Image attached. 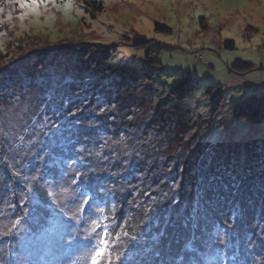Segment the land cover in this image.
<instances>
[{
    "label": "trees",
    "instance_id": "16d2710c",
    "mask_svg": "<svg viewBox=\"0 0 264 264\" xmlns=\"http://www.w3.org/2000/svg\"><path fill=\"white\" fill-rule=\"evenodd\" d=\"M82 1L92 19L104 10L101 0ZM113 46L78 41L53 53L51 63L69 69L56 89L63 102L54 114L36 110L41 94L24 108L23 125H8L0 114V264H32L24 254L30 235L98 207L104 209L99 224L110 233L113 264H264V138L181 144L159 133L155 115L138 124L128 99L137 86L105 64ZM226 46L234 47L233 41ZM154 52L148 49V58ZM33 60L17 59L14 70L23 77V62ZM252 68L240 59L231 66ZM198 82L185 80L172 94L182 101ZM235 115L264 121V91L238 102ZM139 131L143 137L135 140ZM21 231L26 235L20 237ZM119 251L124 255L115 261Z\"/></svg>",
    "mask_w": 264,
    "mask_h": 264
},
{
    "label": "rangeland",
    "instance_id": "374dc122",
    "mask_svg": "<svg viewBox=\"0 0 264 264\" xmlns=\"http://www.w3.org/2000/svg\"><path fill=\"white\" fill-rule=\"evenodd\" d=\"M101 1L104 10L95 19L86 14L82 0H55V4L48 0L47 7L38 9V16L29 13L21 20L16 0H0V51L9 48L6 54L0 52V114L7 117L8 125L25 123L24 108L38 94L43 100L36 110L45 115L57 112L63 99L57 97L56 89L69 69L60 62L51 63L53 53L62 54L71 42H111L114 46L105 64L118 78H127L130 85L137 86L129 89L128 99L138 124L155 115L152 123L159 126V133L167 132L166 136H173L172 142L181 144L198 139L219 143L264 138V121L252 123L235 115L238 102L264 91V0ZM65 3L70 5L67 10ZM156 22L169 31L157 29ZM228 40L234 47L226 46ZM156 45L160 46L157 50ZM148 49L156 51L152 58H148ZM29 56L34 62H23L22 77L14 68L20 66L17 59ZM238 59L252 63L253 68L232 71ZM56 67L65 70L60 73L53 69ZM185 80L199 82L179 101L172 90ZM133 92L134 101L130 97ZM53 116L61 119V114ZM142 135L136 132L135 140ZM163 149L171 152L167 143ZM100 208H89L85 218L63 219L60 224L53 221L30 235L25 257L32 264H91L97 234L104 228L93 223L102 219ZM21 233L20 237L26 235ZM17 254L21 262L20 250ZM59 254L67 259L61 261Z\"/></svg>",
    "mask_w": 264,
    "mask_h": 264
},
{
    "label": "snow or ice",
    "instance_id": "6c2138e0",
    "mask_svg": "<svg viewBox=\"0 0 264 264\" xmlns=\"http://www.w3.org/2000/svg\"><path fill=\"white\" fill-rule=\"evenodd\" d=\"M12 0H9V3H11ZM53 4H55V0H52ZM16 3H18L19 8L22 10L20 13V19L23 20L29 13H33L35 15H39L38 9L41 6L47 7L48 6V0H16ZM59 7V5H55ZM65 10H67L70 5L65 3L63 5ZM79 175V173H77ZM73 183H76V181H73ZM64 191H67L65 189ZM88 201L85 200L80 207L77 208V211H80L84 204H87ZM98 211L103 212L104 209L100 208ZM96 227H101V225L94 221L93 222ZM98 240L97 244L93 246V250L90 254V261L91 264H113V251L110 249V233L108 232L107 228L104 227L102 231L97 234ZM119 235V234H117ZM137 239V237H132L131 240L134 241ZM124 255L123 251H119L115 253V261H119L121 256Z\"/></svg>",
    "mask_w": 264,
    "mask_h": 264
}]
</instances>
